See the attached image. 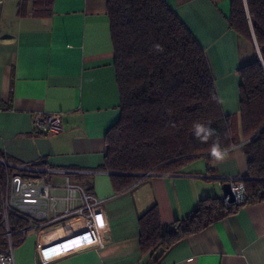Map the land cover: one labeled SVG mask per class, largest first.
I'll list each match as a JSON object with an SVG mask.
<instances>
[{"label":"crops","instance_id":"0c3cea01","mask_svg":"<svg viewBox=\"0 0 264 264\" xmlns=\"http://www.w3.org/2000/svg\"><path fill=\"white\" fill-rule=\"evenodd\" d=\"M164 2L203 49L239 142L215 154L213 174L199 158L177 175L150 176L116 194L99 171L106 132L120 116L108 0H0V162L53 171L45 177L58 187L66 176L98 200V235L77 217L45 223L15 247V264H150L138 243L144 212L156 206L168 226L200 199L221 197L223 183L245 177L237 71L256 45L229 26L230 0ZM40 112L61 114L62 132L35 134ZM157 264H264V202L186 237Z\"/></svg>","mask_w":264,"mask_h":264},{"label":"trees","instance_id":"16d2710c","mask_svg":"<svg viewBox=\"0 0 264 264\" xmlns=\"http://www.w3.org/2000/svg\"><path fill=\"white\" fill-rule=\"evenodd\" d=\"M106 11L120 116L106 132L99 171L109 175L116 194L150 176L177 175L199 158L213 174V146L221 152L239 139L236 117L222 112L203 49L164 0H108ZM228 22L241 39L256 45L253 58L237 71L245 198L228 205L222 197L202 198L168 226L156 206L148 209L138 219V243L150 264L186 237L245 205L264 202V0H230ZM9 171L0 163V186ZM7 220L14 251L30 222L15 214ZM5 233L1 226V249L8 247Z\"/></svg>","mask_w":264,"mask_h":264},{"label":"built area","instance_id":"2783aa9c","mask_svg":"<svg viewBox=\"0 0 264 264\" xmlns=\"http://www.w3.org/2000/svg\"><path fill=\"white\" fill-rule=\"evenodd\" d=\"M62 130L61 114L41 112L35 114V134L40 136L58 135ZM0 163L9 169L12 168L7 173L5 182L0 186V227L3 226L6 229L5 236L8 238V247L0 248V264H15L8 229L9 214L26 218L30 222L29 229L41 227L45 223L77 217L84 220L85 228L90 233L98 235V222L95 218V207L98 200L83 187L71 183L66 176L62 186H54L45 177L52 174L53 171L42 173L30 167L14 170L13 166L4 162ZM229 184L230 192L234 196V203H241L245 198L241 180L236 178L230 180ZM222 198L225 204H230L227 197Z\"/></svg>","mask_w":264,"mask_h":264},{"label":"water","instance_id":"95a60500","mask_svg":"<svg viewBox=\"0 0 264 264\" xmlns=\"http://www.w3.org/2000/svg\"><path fill=\"white\" fill-rule=\"evenodd\" d=\"M258 50V49H257ZM258 56L260 58V54L258 51ZM148 176V174L144 175V177ZM238 180H241V178H237ZM221 191H222V197L224 198H228V203L233 204L234 203V196L232 195V193L230 192V184L228 182H225L221 185Z\"/></svg>","mask_w":264,"mask_h":264},{"label":"clouds","instance_id":"9594fccd","mask_svg":"<svg viewBox=\"0 0 264 264\" xmlns=\"http://www.w3.org/2000/svg\"><path fill=\"white\" fill-rule=\"evenodd\" d=\"M197 129H198V131L200 130V126L199 125L197 126ZM212 152H213V154H219V146L218 145L213 146Z\"/></svg>","mask_w":264,"mask_h":264},{"label":"bare ground","instance_id":"6f19581e","mask_svg":"<svg viewBox=\"0 0 264 264\" xmlns=\"http://www.w3.org/2000/svg\"><path fill=\"white\" fill-rule=\"evenodd\" d=\"M229 183V182H228Z\"/></svg>","mask_w":264,"mask_h":264}]
</instances>
